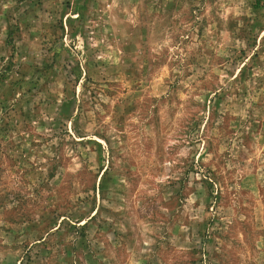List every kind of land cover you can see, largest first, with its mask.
Here are the masks:
<instances>
[{"label":"rangeland","instance_id":"obj_1","mask_svg":"<svg viewBox=\"0 0 264 264\" xmlns=\"http://www.w3.org/2000/svg\"><path fill=\"white\" fill-rule=\"evenodd\" d=\"M0 264H264V0H0Z\"/></svg>","mask_w":264,"mask_h":264}]
</instances>
